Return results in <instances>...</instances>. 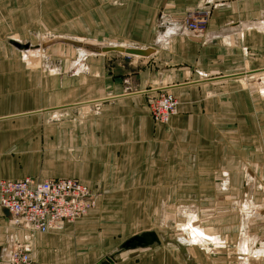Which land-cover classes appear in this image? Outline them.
<instances>
[{"label":"crops","instance_id":"1","mask_svg":"<svg viewBox=\"0 0 264 264\" xmlns=\"http://www.w3.org/2000/svg\"><path fill=\"white\" fill-rule=\"evenodd\" d=\"M203 7L0 0V180L74 179L95 195L86 215L44 234L0 208V251L23 243L32 264H264V215L246 199L264 174V0H213L205 30L186 31L183 13ZM29 36L42 51L70 40L145 55L70 46L75 57L50 66ZM165 91L177 113L156 124L149 103ZM187 213L216 244L176 233ZM143 232L158 244L118 250Z\"/></svg>","mask_w":264,"mask_h":264},{"label":"built area","instance_id":"2","mask_svg":"<svg viewBox=\"0 0 264 264\" xmlns=\"http://www.w3.org/2000/svg\"><path fill=\"white\" fill-rule=\"evenodd\" d=\"M206 7L183 13L182 27L201 34L210 15L213 0H204ZM177 113V100L169 92H160L149 103V114L156 124L166 123ZM95 206V195L74 179L0 180V208L9 214L15 227L29 235L44 234L58 223H71L86 215ZM0 264H32L30 250L14 242L0 251Z\"/></svg>","mask_w":264,"mask_h":264},{"label":"rangeland","instance_id":"3","mask_svg":"<svg viewBox=\"0 0 264 264\" xmlns=\"http://www.w3.org/2000/svg\"><path fill=\"white\" fill-rule=\"evenodd\" d=\"M27 42L31 44L30 49H29L28 46H27V48L29 50H35L33 54H35V55L45 54V57H47L46 60L48 61L50 66H53V65L58 66V61H62L64 58L71 61L76 55V51L73 49V47L66 46V45L65 46H57V47H54V48H46V50L42 51L43 49L40 48V44L41 43H39V41L37 39H35L33 36H29L28 39H27ZM21 51H23V49H21ZM256 167H258L259 171L263 172L264 165L260 166V162L257 164ZM261 178L264 179V174H263V177H261ZM263 179L261 180L260 176H256L255 186H254V188L252 187L254 190H251L246 195V199L252 200V202L253 203L255 202L256 205H261V206H259L260 208H256V210L259 212V213L257 212V214H262L261 216L264 215V191L260 188V185L264 186V182H263L264 180ZM250 207H252V205L249 206L247 203H241V205L237 209V211L240 212V213L242 212L243 214H245L244 212L248 211V209H250ZM205 210H207V209H205ZM167 211L171 212L170 209H168ZM186 216H190V217L188 219H186L183 223L178 224V225H176V223H174V226L177 229L176 233L178 235L180 234L179 232L181 231L180 230V226H182L183 224H186V222H190L191 220H196V216L191 214V213H187ZM259 221L260 220H257V228H258V231H261V222H259ZM261 221H263V220H261ZM167 229L169 230V228H167ZM176 229H173V230L175 231ZM207 230H208V232L209 231L210 232H217V228L214 229V230H212L211 228L207 229ZM242 232L244 233L243 230H242ZM253 243L254 242H251L250 244H253ZM250 244H248V246L251 247Z\"/></svg>","mask_w":264,"mask_h":264},{"label":"water","instance_id":"4","mask_svg":"<svg viewBox=\"0 0 264 264\" xmlns=\"http://www.w3.org/2000/svg\"><path fill=\"white\" fill-rule=\"evenodd\" d=\"M60 43L67 44L76 48H81L86 52L100 54V53H108V52H118L123 53L125 55H135V56H143L145 55L144 51L129 49V48H120V47H107V46H93L85 43H80L77 41L70 40H60ZM18 49H26L27 45H16ZM158 244V240L155 239L152 232H143L139 235L132 237L124 241L119 247L118 250H127L133 249L136 247H146L151 243Z\"/></svg>","mask_w":264,"mask_h":264},{"label":"bare ground","instance_id":"5","mask_svg":"<svg viewBox=\"0 0 264 264\" xmlns=\"http://www.w3.org/2000/svg\"><path fill=\"white\" fill-rule=\"evenodd\" d=\"M26 54V53H25ZM27 55V54H26ZM195 221V220H192ZM180 229H183L185 233H187L189 241L192 245H212L217 243V239L214 238L212 235L206 233L203 228L199 225L195 226V224H184L180 226ZM214 238V239H213Z\"/></svg>","mask_w":264,"mask_h":264}]
</instances>
